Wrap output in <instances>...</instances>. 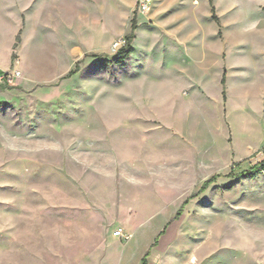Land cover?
I'll use <instances>...</instances> for the list:
<instances>
[{"label": "rangeland", "instance_id": "374dc122", "mask_svg": "<svg viewBox=\"0 0 264 264\" xmlns=\"http://www.w3.org/2000/svg\"><path fill=\"white\" fill-rule=\"evenodd\" d=\"M263 6L0 0V264H264Z\"/></svg>", "mask_w": 264, "mask_h": 264}, {"label": "trees", "instance_id": "16d2710c", "mask_svg": "<svg viewBox=\"0 0 264 264\" xmlns=\"http://www.w3.org/2000/svg\"><path fill=\"white\" fill-rule=\"evenodd\" d=\"M264 9V6H263ZM211 11H214V7H211ZM213 19L215 20V22L219 25V18L214 15ZM132 24H131V30L130 32L126 35V44L128 45L127 47H130V42L133 39L134 36V30L136 29V25H135V18H132ZM19 42V34H17V36L15 37V43H14V47L17 46ZM126 55L129 54L130 50L128 49V51H125ZM12 60L14 59V55H12ZM75 72V70H70L69 73L67 74V76H69L70 74H73ZM0 74L4 75L5 73L3 71L0 70ZM225 83H226V71L224 70L222 73V76L220 78V85H221V93L223 98H225ZM240 168V163H236L232 166L230 173H234L235 171H237ZM259 170H264V159L259 161L258 163H256L255 165H253L252 167H250L247 171H243L242 174L245 176H250V175H255V173H257ZM215 180V177L212 176L210 178H208L207 180H205L201 186V189L204 190L206 189V187L209 185V183L213 182ZM178 215L181 214V212H177ZM148 252H146L144 254V256L141 258V263L142 264H146V256H147Z\"/></svg>", "mask_w": 264, "mask_h": 264}, {"label": "built area", "instance_id": "2783aa9c", "mask_svg": "<svg viewBox=\"0 0 264 264\" xmlns=\"http://www.w3.org/2000/svg\"><path fill=\"white\" fill-rule=\"evenodd\" d=\"M4 73H5L4 75H1V74H0V81L6 78V74H7V73H6V72H4ZM115 234H116V235H119V234H120V231H117Z\"/></svg>", "mask_w": 264, "mask_h": 264}, {"label": "crops", "instance_id": "0c3cea01", "mask_svg": "<svg viewBox=\"0 0 264 264\" xmlns=\"http://www.w3.org/2000/svg\"><path fill=\"white\" fill-rule=\"evenodd\" d=\"M17 0H15V3H16ZM36 0H31V3L33 4ZM222 76V75H221ZM226 85V84H225Z\"/></svg>", "mask_w": 264, "mask_h": 264}]
</instances>
